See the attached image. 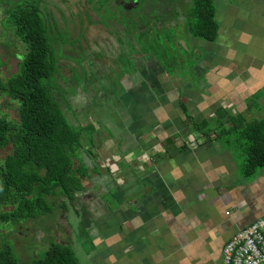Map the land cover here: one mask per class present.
Returning <instances> with one entry per match:
<instances>
[{
	"label": "crops",
	"instance_id": "crops-1",
	"mask_svg": "<svg viewBox=\"0 0 264 264\" xmlns=\"http://www.w3.org/2000/svg\"><path fill=\"white\" fill-rule=\"evenodd\" d=\"M193 3L177 12L181 28L163 36L177 34L182 56H196L192 73H179L177 53L142 54L141 32L131 29L111 41L112 55L93 59L102 76L113 71L122 57L117 42L135 65L119 67L124 119L115 136L89 145L93 183L110 197L86 199L94 214L91 264H222L226 244L264 217V167L247 177L245 146L226 133L232 118L264 119V0H215L214 42L193 35Z\"/></svg>",
	"mask_w": 264,
	"mask_h": 264
},
{
	"label": "rangeland",
	"instance_id": "rangeland-1",
	"mask_svg": "<svg viewBox=\"0 0 264 264\" xmlns=\"http://www.w3.org/2000/svg\"><path fill=\"white\" fill-rule=\"evenodd\" d=\"M114 1L116 0H80L78 4V0H0V81H8L19 73L27 55V45L9 25L8 15L20 6L36 5L46 21L55 62L53 75L44 80V85L55 98L70 125L81 133V146L77 149L74 161L77 169L87 174L83 180V197L77 202L70 201L61 191L55 190L54 195L48 199L53 204L50 214L38 218H23L21 221L19 218H10L6 222L0 217V252L6 247H11L23 264L42 257L48 246L54 242L72 246L80 264L92 263L94 214L87 206L86 199L88 195H97L105 196L109 201L110 197L109 194L103 195L104 189L101 185L93 183L92 170L87 162L89 145L97 144L100 136H115L114 127L119 125L124 117L120 115L119 105L122 92L121 74L113 73V68V71L111 69L102 76L103 72H97L96 67L91 71L86 65L92 57L101 61L112 55L111 48L102 45L110 36L111 41H123L126 37L129 38L123 29H127L129 33L131 29L132 33H135L144 30L146 26L150 29V24L155 23L154 20L152 22L145 19L137 24L129 19L121 20L112 8L111 2ZM121 1L126 3L128 0ZM81 4L96 13L99 20H93V15L90 14L87 22V17L82 15ZM62 12L64 14H61ZM155 28L152 27L153 31L158 32L157 35L166 34L159 23ZM166 36L167 40L162 38L157 44H163L164 51L172 57L179 51L174 43L180 40L177 34L174 35L176 37H170L169 34ZM117 46L116 42V50L121 51V47ZM148 50L152 51V48L148 47ZM116 61H119L116 67H126L123 58H117ZM170 68L168 70L171 71ZM100 70L103 71V68ZM102 91H106L110 100L99 97ZM0 115L12 121L19 119V103L1 92ZM230 137L235 138L236 134ZM241 154L246 160V151ZM6 212H11V208L0 207V215Z\"/></svg>",
	"mask_w": 264,
	"mask_h": 264
},
{
	"label": "trees",
	"instance_id": "trees-1",
	"mask_svg": "<svg viewBox=\"0 0 264 264\" xmlns=\"http://www.w3.org/2000/svg\"><path fill=\"white\" fill-rule=\"evenodd\" d=\"M8 17L9 25L27 45V55L19 73L0 81V92L19 103L17 121L0 115V207L11 208L0 215L5 222L50 214L53 204L48 199L55 190L77 202L87 177L74 161L81 133L70 125L44 85L55 70L46 21L36 5L20 6ZM215 17V0H194L193 35L216 41L219 24ZM231 121L226 133L236 134V142L245 146L244 174L253 177L264 167V119L246 122L238 117ZM204 135L209 137L210 129ZM0 264L23 263L6 247L0 252ZM28 264H80V260L72 246L54 242L42 257Z\"/></svg>",
	"mask_w": 264,
	"mask_h": 264
},
{
	"label": "flooded vegetation",
	"instance_id": "flooded-vegetation-1",
	"mask_svg": "<svg viewBox=\"0 0 264 264\" xmlns=\"http://www.w3.org/2000/svg\"><path fill=\"white\" fill-rule=\"evenodd\" d=\"M79 1L76 2L79 4ZM75 2V1H74ZM112 3V8L115 9V14L117 16H119V18L121 20H128L130 22L135 21L134 23H139L142 20H153L155 21V23L150 24L151 28L148 29V27L146 26L144 30H140L139 32H141L139 34V37L145 36L146 34H142L146 29H148L149 33H152L153 36V40L156 41L158 39V35L156 33V31H153L152 27L155 28L156 24L159 23L162 30H166L168 27H174V28H181V22H182V17L180 14H178L177 12H179V10H181L182 6L185 5L187 3V0H128L126 3H122L121 0H116ZM80 9L82 10V15L84 17H87L86 20L88 22L90 14H92V19L94 20H99L98 16L96 15V13H92L89 9V7L85 6L83 7V5H80ZM91 12V13H90ZM61 14H64L63 12ZM154 14H156L154 16ZM97 17V19L95 18ZM150 17L151 19H146ZM158 18V19H156ZM92 20V21H93ZM94 22V21H93ZM95 23V22H94ZM130 26L132 25L131 23H129ZM143 23H141L142 26ZM143 27V26H142ZM156 29V28H155ZM71 30H73V28L71 27ZM138 32V33H139ZM111 37L108 38L105 42L106 44L111 47ZM165 38L164 40H167L168 36L163 37ZM179 38V36H178ZM159 41H161V38L158 39ZM180 40V38L178 39ZM116 51V50H115ZM117 54V52H116ZM94 60H96V58H93L89 61V63L86 65L87 68L89 70L92 71V67L94 64ZM117 59V58H116ZM117 62V61H116ZM117 66V65H116ZM65 71V70H64ZM117 72V67H115V70ZM66 73V71H65Z\"/></svg>",
	"mask_w": 264,
	"mask_h": 264
},
{
	"label": "built area",
	"instance_id": "built-area-1",
	"mask_svg": "<svg viewBox=\"0 0 264 264\" xmlns=\"http://www.w3.org/2000/svg\"><path fill=\"white\" fill-rule=\"evenodd\" d=\"M222 264H264V217L226 244Z\"/></svg>",
	"mask_w": 264,
	"mask_h": 264
},
{
	"label": "water",
	"instance_id": "water-1",
	"mask_svg": "<svg viewBox=\"0 0 264 264\" xmlns=\"http://www.w3.org/2000/svg\"><path fill=\"white\" fill-rule=\"evenodd\" d=\"M142 34L143 35L146 34L145 36H143L141 38V41H140L142 43V46L140 48V51L142 52V54L148 55L150 57H157L158 54H159V55H161V57L163 59L167 58L166 57L167 56L166 55L167 53H166V51H164V45L163 44L155 45V44H157L160 41L159 40L154 41L153 40V36H152V34H150L148 32V29H146ZM159 37L162 40L163 35L162 36L159 35ZM148 47H151L152 48V51H149L148 50ZM155 47H157V49ZM128 50L130 51V49H128ZM118 53H119V56L120 57L122 56L121 58H123L125 60V62L128 64L129 67L135 65V62H132L133 64L131 63L129 65V61L132 60L129 57H133V54H129V52H127L126 48H125V52L120 51ZM176 53H177V55H176V60H175L174 66L177 67V70L179 71V73L182 72V71H188L189 73H192L193 68H190V66H192L191 65V61L192 60L193 61H196L197 60L196 56H192V58H190L187 55H185L183 57L182 56V53L180 51H178ZM119 70H120V68L117 67V72L114 71L115 74H119L120 73ZM163 70H165V69L163 68ZM121 71L124 72V67L121 68Z\"/></svg>",
	"mask_w": 264,
	"mask_h": 264
},
{
	"label": "bare ground",
	"instance_id": "bare-ground-1",
	"mask_svg": "<svg viewBox=\"0 0 264 264\" xmlns=\"http://www.w3.org/2000/svg\"><path fill=\"white\" fill-rule=\"evenodd\" d=\"M64 22V21H63ZM94 107V106H93Z\"/></svg>",
	"mask_w": 264,
	"mask_h": 264
}]
</instances>
